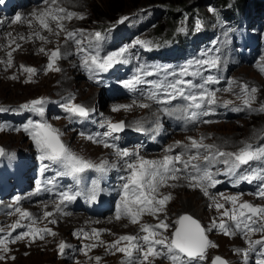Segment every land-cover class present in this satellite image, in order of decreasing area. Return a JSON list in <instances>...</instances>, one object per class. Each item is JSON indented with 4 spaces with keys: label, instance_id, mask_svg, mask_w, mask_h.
<instances>
[{
    "label": "rangeland",
    "instance_id": "rangeland-1",
    "mask_svg": "<svg viewBox=\"0 0 264 264\" xmlns=\"http://www.w3.org/2000/svg\"><path fill=\"white\" fill-rule=\"evenodd\" d=\"M252 1L256 2V5L250 16L245 18L247 23L244 21L245 24L241 25L231 15H225L226 18L222 16L218 18L217 14L224 11V8L213 9L209 3L210 0H58L57 6L84 16V19L73 17L64 22L69 31L83 30L74 38H68L66 31L56 28L55 22H51L52 28L55 29L53 32L42 28L35 20L33 13L55 7L51 5V0H48L47 3L43 0L31 5L32 7L27 6L22 10L14 11L7 18H1L0 108L7 110L0 111V124L5 125L4 130L0 131V144L5 149V155L0 156V164L7 167L15 157L34 158L41 154L31 135L23 130V125L29 120L47 121L59 129L62 133L61 139L73 152L96 165L104 161H107L108 165L110 160H117L118 157L124 161V157L118 156L116 151L110 147H105L103 144L89 140L87 136L77 133L67 118L56 113L57 106H64L69 102V99H72L73 103L83 104L92 109L91 112L98 121L101 120L105 123L124 121L125 127L134 131L138 129L137 121L163 124L166 115L161 109L167 105H159L155 101L147 99V94L142 97L111 99L100 93L99 86L92 84L86 78L82 63L84 53L79 49H89L95 32H103L120 23L123 17H128L122 23L125 26L131 25L134 31L129 34L127 40H123L125 44L122 47L128 49L125 58L133 69L130 78L134 75H141L142 79L146 81H157V72L159 71L156 70L158 68L169 70V65H166L168 60L165 59L164 63L159 65L151 64L146 57L147 51L142 49L137 41L148 42L150 48L148 45H144V47L148 48L149 52L150 49L157 51L168 47L149 43L154 34L155 24L158 20L162 21L164 9H160L169 3L179 8V14L182 12L180 7L186 3H190L193 9L197 8L198 10L199 16L195 17V20L202 22V28L197 30L195 25L192 29L195 30L191 37L193 42L182 39L175 44L179 52L189 56L185 59L186 62L206 59L211 56L220 57L221 63L218 68L202 66L200 67L201 75L184 78L191 79L198 85L203 83L207 76H213L216 82H209L206 87L216 92L218 103L206 106L213 109L210 114L213 113L214 117H209L207 120L211 121L210 123L203 122L180 133L173 132L161 150L158 152L141 150L140 156L157 153L158 155L151 159L158 160L162 155H177L184 149L175 147L173 150L176 153L171 154L167 151L169 145H174V142L176 143L178 140L182 144H188L190 143L189 137L197 140L203 137V143L217 145L222 151L227 152L237 151L244 142L256 146L264 145V112L248 109L243 105L242 98H238V95H242L240 87L246 83L250 87L258 89L255 94L256 99L252 102L253 109H259L261 104H264V71L261 70V67H264V0ZM17 14L21 15L22 21L13 23ZM30 20L31 24L28 23ZM101 26H104L102 30L99 29ZM40 36L46 37V39L29 47H22L23 44L40 39ZM15 45H19V47L15 49ZM42 48L44 51H41ZM56 48H59L62 54L55 64V67H59L60 71L47 68L50 54ZM155 55L158 54L155 53ZM9 59H11L10 64L8 63ZM72 61L75 64L71 65ZM186 62H179L171 70H178ZM21 65L35 68L37 71L29 74L23 70ZM138 69L154 72V74L145 76L143 72H138ZM148 86L149 92L153 89V85L149 84ZM229 88L231 91L226 90ZM90 90H94V96L88 98L86 95ZM194 91H198V89H194ZM41 97L47 101L43 116L30 110H20L22 105ZM134 100L136 104L131 109L112 110V106L115 104H132ZM225 101L232 103L225 104ZM140 103H147L150 106L153 104L156 106V110L152 107L142 108L139 106ZM231 106L240 108L239 114L218 118L217 113L223 109L225 111L232 109ZM13 113H28L29 115L26 121H19L10 117ZM163 113L165 118H161ZM16 128H20V131H16ZM187 155L185 154V159H187ZM258 161L264 164V159ZM184 177L185 175H181L180 180H184ZM159 193L161 196L171 195V199L167 201L166 210L157 215L145 214L138 224H133L128 218L117 220L116 212L99 217L88 213L66 211L60 203L50 199L21 200L17 206L22 210L29 211L33 216L32 220H22V224H32L35 220V227L50 228L56 235L45 234L43 240L39 238L32 240L30 237H26L11 242L19 233L28 229L22 227L11 231L10 225L20 219L19 213H16L14 208L6 213H0V228L4 229L3 232H0V237H6L10 249L8 253H0L6 256V259L0 260V264H97L95 260L97 256L101 257L99 264H122L125 259L124 254L114 250L109 252L108 245L121 235H143L140 231L142 224L155 225L164 220L169 224V227L158 229V231L171 239L176 227L175 222L183 214L190 213L195 216L205 229H208L214 220L218 223L222 218L221 213L224 209L217 210L213 200L205 196L201 188L189 187V182L185 184L170 180L167 185L160 188ZM209 193L216 197L217 202L224 203L225 208H231L232 205L230 202H226L219 195L220 193H223L224 196H239L240 202L249 201L256 205H264V198L242 190L210 188ZM114 200L119 202L120 197L117 196ZM196 200L199 201L196 206H184L187 201L195 202ZM207 202H209L208 205ZM57 204H60L64 211L61 214L56 211ZM51 206L54 207L56 214L63 217L60 222L57 217L44 216L45 212H51L48 209ZM194 213H197L198 216ZM72 214L88 217L79 220L78 217H70ZM223 219L228 221L227 217H223ZM51 221H55V223ZM228 223L232 224L231 221ZM94 229L100 230L98 239L93 234ZM9 231H11V237L7 236ZM84 233H88V235L85 236ZM206 235L218 247H209L206 251V258L199 260L198 264H213V258L218 254L224 256L229 264H258L259 260L264 259L261 256L257 258L261 251L259 245L255 246V253L249 252L247 259L242 252L236 251L250 247L248 240L240 232H237L236 235H226L219 228H212L211 231H206ZM262 235L264 233L257 232L250 234L249 238L257 240ZM61 241L70 245L63 254L60 253L58 247ZM93 243L98 246L90 249L85 248V245ZM121 246H123V242ZM152 264H173V262L167 256H162L155 258Z\"/></svg>",
    "mask_w": 264,
    "mask_h": 264
},
{
    "label": "snow or ice",
    "instance_id": "snow-or-ice-1",
    "mask_svg": "<svg viewBox=\"0 0 264 264\" xmlns=\"http://www.w3.org/2000/svg\"><path fill=\"white\" fill-rule=\"evenodd\" d=\"M47 3L48 0H45ZM58 0H51V5L55 7L47 8L39 13H33L35 20L40 26L49 31L55 32L52 28V23L55 22L56 28L61 31L67 32L68 38H74L78 33L83 30L69 31L66 28L65 21L71 20L73 17L84 19L82 14L76 12H70L63 7L57 6ZM128 17H123L121 23L127 20ZM21 15L17 14L13 20V23L21 22ZM29 24L32 21H28ZM202 28V22L197 20L196 29ZM184 31V29H180ZM39 35L38 33H35ZM57 35L59 33H56ZM94 38L96 41L104 39V34L101 32H95ZM23 39V37H21ZM41 40L46 37L40 36ZM79 43V41H77ZM137 43L148 45L146 41H137ZM19 47V45H17ZM41 51H44L42 48ZM80 52L84 53L82 57V63L84 67L89 71H100L106 72L109 69L120 63H127L128 60L125 58V54L128 51L126 47H122L117 51L110 52L106 56H100L99 50L97 49L95 54L88 48L79 49ZM61 51L59 48L53 50L50 54L48 69L60 71L59 67H55L56 61L61 57ZM11 56V54H9ZM8 63H11L9 59ZM219 56H211L206 59L200 60H189L184 66H181L178 70L163 69L165 72V78L161 81H146L142 79L141 75H134L128 80H124L122 83L125 88L130 90H136L138 85L149 83L153 85V89L147 93V99L155 101L159 105H172V102L178 98H182L187 101L185 104H177L171 107H162V111L170 117L176 119H182L191 123H195L200 120L203 116H208L213 109L211 107L218 103L216 92L209 90L206 85L209 82L215 83L213 76H207L203 83L195 84L191 79H184L189 76L201 75L200 67L207 66L209 68H218L220 65ZM23 70L29 74L35 73L37 70L32 67H25L21 65ZM190 69H194L191 70ZM264 71V67H261ZM156 71H161L157 69ZM138 72H143V75L150 76L154 72L146 71L144 69H138ZM173 77L172 80H168L167 77ZM192 89H198V91H192ZM231 91V88L226 89ZM258 89L250 87L248 84H243L240 87V93L238 98H242L243 105L253 111L264 112V104H261L259 109H253L252 102L256 99L255 94ZM47 101L41 97L36 100H32L21 106L20 110H30L39 115L43 116L45 111V105ZM225 104L232 103L231 101H225ZM136 104L134 100L132 104H115L112 106L113 111H120L121 109H131ZM140 107H150L147 103H140ZM67 112L86 118L89 116V109L83 104H76L69 99V102L64 105ZM7 109L0 108V111H6ZM240 111V108L235 109ZM204 123H210L211 121H203ZM138 125L137 130H143L141 122H136ZM125 122L119 121L112 123L108 122L109 131L104 133L105 137H112L113 133H118L124 130ZM5 125L0 124V131H3ZM160 125L157 123V130ZM16 131H20V128H16ZM23 130L28 132L32 139L35 141L36 147L41 153V160H49L53 163H57L62 166L63 171L57 173L58 175H70L77 178V184L80 183V174H83L88 169L95 168L97 171H107V161L102 162L99 165L94 164L92 161L85 159L84 157L73 152L61 139L62 133L59 129L53 127L47 121L40 120H29L23 125ZM83 135V133H81ZM89 140H93V136L87 137ZM118 139V137H113ZM190 143L182 144L177 141L174 145H169L167 151L172 152L173 148L181 147L184 151L177 155H165L162 159L153 160L146 159L140 156L138 151L130 152L128 149H117L116 154L120 157H128L131 162L126 161V168L129 170L126 177H122L124 183L120 187V200L116 207V219L128 218L133 224H138L141 218L145 214L157 215L158 213L166 210L167 201L171 199V195L161 196L159 190L162 186L167 185L168 181H178L181 179V172H185V179L189 181V187H199L204 192L205 196H208L213 200L214 206L217 210L224 209L221 213V219L217 223L215 220L212 225L205 229L201 225L200 221L194 219L190 215L180 216L175 224V231L169 239L163 236L158 229H167L169 224L161 220L159 224L145 223L141 225L140 231L143 235H121L115 241L108 245V251H116L124 254V261L122 264H152L155 258L167 256L173 264H183L181 257H187V264H191L193 260H203L206 258V251L209 247H218L212 241H210L206 235V231H211L212 228H219L226 235H236L240 232L248 240L250 245L247 249H237L236 251L242 252L245 259L250 251L255 250V246L261 247L260 256L264 257V235L260 239H250V234L253 233H264V205H256L249 201L240 202L239 196H224L223 193L219 195L226 201L230 202L232 207L225 208L224 203H219L215 196L209 193L210 188H214L221 181L216 179L217 172H213V167L217 163H222L227 166L226 173L228 175L236 176L237 182L249 181L259 179L264 181V170L262 171H250L245 174L237 175L238 169L241 165H247L251 161L264 159V145H253L252 143L244 142L237 151L227 152L222 151L217 145L203 143L204 138L200 140L189 137ZM104 143L105 147H116L114 144L109 145L104 141H97ZM187 159H185V154ZM5 155V149L0 147V156ZM222 158V159H218ZM203 161V164L199 163ZM177 163L182 167H176ZM48 165L42 167V171L47 168ZM192 169V171H188ZM52 183V181H48ZM41 191L40 182H37L36 193ZM100 189L97 186H93L89 191L83 190H68L61 191L59 193L60 204L65 202H72L77 199L78 196H86L90 201H95L100 193ZM257 195L264 198V185H262L257 192ZM21 196L14 198V204L10 205V208H14L16 213H19L20 219L16 220L10 225L11 231H15L17 228L27 227V231L19 233L12 239L11 242L16 240H22L26 237H30L32 240L37 238L43 240L45 234H51L55 236L56 233L50 228H38L35 227V220L32 224L24 225L22 220H32L33 216L27 210H22L19 205ZM60 204H57L59 209ZM45 217L52 216L51 212H45ZM223 217H227L228 221L224 220ZM55 223V221H51ZM4 229L0 228V232ZM11 231L7 233L8 237H11ZM100 230H93V234L99 238ZM85 236L88 233H84ZM123 242V246L122 245ZM101 243H103L101 241ZM161 246L158 248L157 246ZM98 244L93 243L91 245H85V248L97 247ZM59 251L61 254L64 253L65 249L70 247L66 242L61 241L59 243ZM166 250V251H165ZM10 249L8 247V240L6 237H0V253H8ZM6 259L4 254H0V260ZM15 259V257H12ZM97 264H99L101 257H95ZM213 264H229V262L220 257L216 256L213 259ZM258 264H264V259L258 261Z\"/></svg>",
    "mask_w": 264,
    "mask_h": 264
},
{
    "label": "trees",
    "instance_id": "trees-1",
    "mask_svg": "<svg viewBox=\"0 0 264 264\" xmlns=\"http://www.w3.org/2000/svg\"><path fill=\"white\" fill-rule=\"evenodd\" d=\"M209 3L213 9L224 8V11H221L222 14H220L221 12L219 15L217 14L218 18L220 16L226 18L225 15H231L241 25L245 24V18L250 16L256 5V2L252 0H210ZM162 9H164L162 21L158 20L155 24L154 34L149 44L164 46L167 43L175 44L182 39L193 42L191 37L195 30L192 29L196 25L195 17L199 16L197 8L193 9L190 3H186L180 7L182 12L179 14V8L169 3L163 5L160 10ZM103 27L101 26L99 29H103ZM181 27H184L185 31L179 30Z\"/></svg>",
    "mask_w": 264,
    "mask_h": 264
},
{
    "label": "bare ground",
    "instance_id": "bare-ground-1",
    "mask_svg": "<svg viewBox=\"0 0 264 264\" xmlns=\"http://www.w3.org/2000/svg\"><path fill=\"white\" fill-rule=\"evenodd\" d=\"M39 41H41V39H36V40H34V41H32V42H28V43H26V44H23L22 45V47L23 48H26V47H29L30 45H33V44H35V43H38ZM29 44V45H28ZM15 49H17V45H15V47H14ZM32 52H33V50H32ZM70 64L71 65H73V64H75V62L74 61H72V62H70ZM88 98H90V97H93L94 96V90H90L89 92H87V95H86ZM152 104V103H151ZM150 107H152V108H156V106L155 105H151ZM156 110V109H155ZM161 118H165V116L164 115H162L161 116ZM166 119V118H165ZM164 119V120H165ZM179 141V140H178ZM174 144H175V142H174ZM155 155H158L157 153L155 154V153H153L152 155L150 154V153H147V155H144V158H146V159H151V158H153ZM121 158H123V157H121ZM185 158V157H184ZM119 162H123V159H120L119 157H118V159H117ZM178 181H180V182H182V183H185V184H187V182H189V181H187L186 179H182V180H178ZM198 200H196L195 202H191V201H187L186 203H185V207H187V206H196L197 204H198ZM209 204V202H207V205ZM60 208V210L59 209H56V211L59 213V214H61L62 212H64L62 209H61V206L59 207ZM62 208L63 209H65L66 211H69V212H74V211H71V210H67V208H64L63 206H62ZM52 213H53V217H57V219H58V221L60 222V220H61V218H63V217H60L61 215H58V214H56V212H55V210H54V207H49L48 208ZM195 215H197L198 216V214L197 213H194ZM82 215H84V214H82ZM70 217H78L79 218V220H82L83 218H87L88 216H80V215H78V214H72ZM101 225V224H100Z\"/></svg>",
    "mask_w": 264,
    "mask_h": 264
},
{
    "label": "water",
    "instance_id": "water-1",
    "mask_svg": "<svg viewBox=\"0 0 264 264\" xmlns=\"http://www.w3.org/2000/svg\"><path fill=\"white\" fill-rule=\"evenodd\" d=\"M0 147H2V146L0 145ZM183 215H190V216H192L194 219L198 220V219H197L195 216H193V215H192V214H190V213H186V214H183ZM198 221H199V220H198ZM201 225H202V224H201ZM202 226H203V225H202ZM207 237H208V236H207ZM208 239H209V238H208ZM216 256H220V257H222V258L226 259L224 256H222V255H219V254H218V255H215V256H214V258H215ZM214 258H213V259H214ZM226 260H227V259H226ZM227 261H228V260H227Z\"/></svg>",
    "mask_w": 264,
    "mask_h": 264
}]
</instances>
